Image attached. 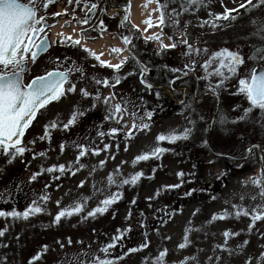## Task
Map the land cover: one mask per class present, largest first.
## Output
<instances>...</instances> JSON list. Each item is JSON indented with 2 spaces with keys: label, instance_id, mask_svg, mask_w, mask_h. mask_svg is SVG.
I'll list each match as a JSON object with an SVG mask.
<instances>
[{
  "label": "rangeland",
  "instance_id": "obj_1",
  "mask_svg": "<svg viewBox=\"0 0 264 264\" xmlns=\"http://www.w3.org/2000/svg\"><path fill=\"white\" fill-rule=\"evenodd\" d=\"M22 1L27 2V0ZM64 1L65 3H61L56 0L55 3L49 5L46 12L43 8L39 11L44 15L48 12L53 17L49 18L51 20H59L54 23L50 31V37L55 43L67 36L76 39L73 34H67L65 30L67 28L81 34L80 36L83 35V31L91 29L89 24H78V21L82 20L85 15L84 5L75 4L74 6L78 7L75 11L71 8L65 10L63 13H67L63 19L54 16L57 11L70 6L69 0ZM135 1L139 2L140 7L144 12L147 11V14L139 23L132 19H129V23L132 27L133 25L138 26L139 30L134 29L144 42L146 36L161 35L165 44L174 42L168 39L170 36L178 43V47L174 49L158 52L160 50L159 41L145 42L149 51L154 49L158 55L155 62L161 66V72H169V75L184 73L188 70L185 69V65H191L192 59L196 60L195 71H189L191 77L187 80L188 84L182 85L188 88L186 99L181 100L184 97L182 87L175 92L177 103L169 105L170 110L164 113L163 117L160 118L157 114H153L149 120L145 113L150 112L149 106L152 105L151 103H156V94L159 92L153 88L148 89L139 81L141 67L136 62L131 59L127 61L124 69L125 87L122 88L120 83L114 88L101 85L104 89L98 101L92 97H83L80 91L81 88L86 87L90 93L94 92L98 87L94 81H78L77 76L74 75L72 80L77 84L76 92L68 93L59 101L51 102L37 114L26 130L22 141L29 150L24 156L17 157L11 164L6 163L7 157L0 156V193L4 194V200H0V210L14 209L23 212L32 205L33 200L44 209L40 214L30 215L27 220L11 217L0 218V231H4V235L0 236V264H30L32 258L38 254H40V259L32 264H77V257L79 264H87L93 252H96L103 244L110 243L113 236L120 234L118 230L129 228L130 231H124V239L112 250L113 257L123 254V258L118 259L116 264H145V262L152 264V258L157 257L164 249L168 250L165 264H184V262L186 264H248L249 261L250 264H264V261L259 259L261 254H264V220L256 221L249 231L253 210H264V197L260 196V189L250 180L261 173L262 163L258 158L255 163L250 164L248 169L241 170L244 161L249 157L246 148L253 144L251 140H255L256 144L264 148V128L259 125L261 115L258 111L254 112L250 121L239 124L221 126L219 123H212L213 118L219 120L218 109L227 113L229 119H235L242 114L244 108L248 107V102L243 95L233 93L238 90V78L248 77L253 68L259 70L260 67H264V59L256 61L249 59L252 54L251 46L264 44V31H260L264 29V6L246 10L239 8L244 0H206V6L198 11L193 9L182 12L176 17L179 24L175 25L171 9L175 7L177 11H180V0H177L176 4H169L164 10L165 23L160 25V11L156 10L158 9L157 0H129L127 3L129 10ZM160 2L165 3L167 0H160ZM256 2L257 0H253V3ZM225 9H239L238 12L232 13L237 18L215 21L220 27H211L215 16L224 13ZM99 13L100 7L95 10L94 15H90L97 18ZM74 16L76 19H73ZM149 16L153 24L150 28L144 23ZM68 18L71 24L65 27L64 21ZM204 21L209 23L201 27ZM145 28H147L146 32ZM184 32L187 33L189 43L194 48L206 47L211 53L227 47L231 50H240L244 56L245 64L240 67L238 77L227 82L226 88L220 92L219 101L212 94L205 92L208 82L198 79L203 75L199 65L206 57L201 55L189 58L184 55L187 48L179 43ZM59 33H63V36L58 35ZM92 37L95 38L94 41L83 38L84 44L99 43L103 52L101 59L114 63V53L110 51L116 43L113 31H105L102 38L100 34L92 35ZM64 43L70 47L68 56H75L84 64L88 62L89 73L92 76L91 72L96 73L94 75L96 78L107 77L110 83H114L113 73L110 72L103 77L105 75L103 70L94 69L92 71L89 53L84 50L87 46L82 43L73 46L71 41ZM56 60L57 50L53 46L34 64L29 61L25 83L35 76L55 69ZM93 64L97 63L92 62ZM146 67L155 72L153 66L147 65ZM172 69L180 71L173 72ZM129 73L133 74L129 75ZM99 74L100 77H98ZM144 79H147V76ZM195 92L196 95H194ZM112 94L115 98L106 105L103 98ZM169 94L172 96L171 93ZM116 103H122V106L127 109L123 113L122 121H119L118 116L106 119L114 112L113 106ZM234 107L237 108L235 112L232 111ZM77 108L86 111V114L78 117L74 125L64 129L63 124L67 123ZM133 112L135 116L131 115ZM134 120L137 126L147 123L150 128L141 131L137 127L133 137L129 139L126 133ZM52 121H56L58 127L49 128L50 138L40 139L44 135L45 125ZM190 121H195V131L191 138L196 142L195 144L200 145L210 141L212 136L217 137L219 141L213 140L212 143L216 151L205 153L203 150L198 153L196 150L193 151L195 158H188L181 155L182 152L177 153L179 148H175L177 151L172 153L163 152L162 156L158 154L146 161L134 163V158L138 155L151 153L157 147L167 149V146L171 144L166 141L158 142V135L182 133L185 128L193 127ZM124 124L128 127H122ZM112 128H121V131L118 135L104 137L98 135L101 131L109 133ZM260 130H262L261 133ZM241 136L243 140L240 139ZM33 140L35 143H30ZM77 144L87 145L89 149L87 154L79 160L77 157L80 149L75 146ZM105 144L110 146L107 150H104ZM61 145H64L63 151ZM175 145L178 146V143ZM93 147L101 149L99 155L91 153ZM41 152L46 155L40 156ZM258 152V157L264 155V152ZM217 153L225 156H218ZM156 157L159 160H154L157 159ZM151 160L159 163V166L163 168L155 173L156 175L151 173L155 170L150 167ZM209 160L214 163L209 164ZM101 161H106V163L101 166ZM59 165H65L64 173L59 172ZM52 166H57V171H46ZM229 166H231L232 173L226 180V185L219 189L220 192L216 196L215 193L210 192L214 187L212 184L224 176ZM144 168H147L144 172L146 178L140 188L139 201L133 199V190L127 188L126 185L123 188L128 198L126 200L128 205L118 208L116 217L111 215V212L87 217V213L100 205L103 199L123 189H118L115 184H109L110 174L120 181L142 172ZM117 169L120 171L117 172ZM235 169H239L240 172ZM181 172L184 174L182 177L178 175ZM33 174H37L35 180L31 179ZM152 177L155 178L152 179ZM81 182H84L83 187H80ZM192 183L208 184L206 186L208 196L204 199L205 201L191 202L180 212L178 207L176 211H171L169 203L174 200V196L167 191L165 186L179 184L181 186L178 189L183 194L181 196L187 197L186 193H189L190 187L194 185ZM43 195L49 197L47 203L40 199ZM57 201L60 202L59 207ZM77 202L85 204L83 212L72 215L70 218L64 217L59 223L54 222V217L59 211ZM138 202L141 204L138 205ZM234 204L240 210L246 209L249 216L236 217L237 209L232 207ZM225 209L230 213L227 219L212 220L214 214L222 215ZM186 229L191 231H186ZM225 230L238 232L240 235L230 236L226 242L223 235ZM186 235L190 242L181 249L178 245L185 242ZM69 238L71 245L68 243ZM244 241L248 243L241 247ZM145 242H150L148 247L125 254L126 248H139ZM61 243L64 245L63 248H61ZM45 245H47L46 251L44 250ZM222 249H231V254Z\"/></svg>",
  "mask_w": 264,
  "mask_h": 264
},
{
  "label": "snow or ice",
  "instance_id": "obj_2",
  "mask_svg": "<svg viewBox=\"0 0 264 264\" xmlns=\"http://www.w3.org/2000/svg\"><path fill=\"white\" fill-rule=\"evenodd\" d=\"M82 0H75L77 6L81 5ZM53 3V0H27V2H22V0H0V156L7 157L6 163L11 164L15 161L17 157H23L24 154L29 150L22 141V137L25 135V130L29 128L32 121L37 117V114L40 113L42 109H45L51 102L59 101L62 97L66 96L68 93H75L77 89V84L73 82L72 77L78 74V80H84L85 70L82 66L77 65L75 62L71 66L62 65L60 63V58H57L56 64L57 67L51 71H46L44 75H39L33 78L29 83L24 82V74L28 71L29 61L35 63L38 57L44 53H47L50 48V43L47 35L43 37L40 36L41 33H45L46 28L54 27L46 23V16L39 15L41 8L47 11L50 4ZM69 3H72V0H69ZM177 0H167L165 3H161L160 0H157L158 9L160 11L159 24L163 25L165 23V9L168 8L169 4H176ZM206 6V0H180V11H177V8L173 7L171 13L173 16V23L175 25L179 24V20L176 19L182 12H188L193 9L199 10L201 7ZM260 6H264V0H257L256 3H253V0H244L240 3V9H254ZM98 8L96 2L84 3L85 9V18L78 21V24L88 25L90 20V15L95 14V10ZM239 9H225L224 13L217 14L214 18V21L211 22V27L217 28L220 27L215 21L220 20H235L237 17L232 15L233 12H238ZM127 9L125 10V15L121 21V26L125 25L128 21ZM54 15L59 16L61 13H55ZM211 15V13L209 14ZM73 19H76L75 16ZM144 23L150 28L153 27L151 17L144 21ZM208 21H204L201 24V27H204L208 24ZM65 27L69 26L67 23ZM101 32L100 38L103 36V32L106 30L103 26V21H101ZM133 28H137V25H133ZM147 31V28L144 29ZM264 31V29H260ZM58 35L63 36V33ZM122 43L125 47H113L110 49L112 53L122 54L123 52H128V56H123L118 63H112L107 60L101 59L103 52L97 54L92 50L84 47V50L88 52L95 60L99 61L100 66L107 67L112 69L114 72L119 73L122 67L127 63L131 58L137 60L135 53V46L133 41L135 39L134 35H124L121 37ZM169 40L174 42L165 44L161 35H149L145 37V42L150 40L159 41L161 51L167 49H174L178 47V43L175 42L173 37H168ZM65 41H71L72 45H81L80 39H73L72 36L64 37L60 41L63 44ZM179 43H182L186 46L187 51L184 53L185 56L192 58L193 56H205L206 59L199 65L203 71V75L198 77V79L206 80L208 83L205 88V92L212 94L216 97L217 101L220 98V92L222 89L226 88L227 82L231 81L234 77H238L239 69L245 64V58L242 55L240 50H231L227 47L221 48L219 50L209 52L205 47L203 49L199 47H193L189 43L187 38V33L184 32L179 39ZM252 54L249 56L251 60L264 59V44L253 45ZM196 60L192 59V64L185 65L184 75L187 76L189 71L194 72L196 66ZM95 67V65H93ZM148 69L146 66L140 68V74L143 75L147 72ZM173 72L180 71L179 69H172ZM133 73H129L132 75ZM91 80L97 86L103 85L104 87H115L121 82V78L117 75L115 77L114 83H110L107 77L103 79L96 78L95 76L91 77ZM175 81H171L174 83ZM142 83H145L148 89L153 87L152 84L147 83L142 80ZM81 94L85 98L92 97L94 100H100L99 87L93 96L86 87L80 89ZM234 95H243L248 102V107L244 108L242 114L238 115L235 119H229L227 113L217 110L219 113V120L217 121L213 118L212 123H219L221 126L226 124H239L242 122H248L252 119L254 112H259L262 118H264V67H260L259 70L253 68L250 75L245 78H238V90ZM159 97V93L156 94ZM115 98L114 94L110 96H105L103 102L107 105L111 100ZM95 107V105H93ZM114 112L106 119H111L119 117V121L123 120V113L127 111L126 108L122 106V103H116L114 106ZM236 107L232 108V111L235 112ZM86 111L80 110L77 108L73 113L71 118L67 123L63 124L64 129H68L69 126L74 125L78 117L84 116ZM132 116L136 114L131 113ZM153 113L147 112L145 116L147 119L152 118ZM118 121V122H119ZM193 127L185 128L182 133H171L169 135L160 134L157 137L158 142H168L169 144H175L180 140H188L191 138L192 133L195 131V121H190ZM58 123L52 121L50 124L45 125L44 135L40 139L50 138L49 137V128L56 129ZM122 127L127 128L126 124ZM139 127V130H147L150 128V125L147 123H141L139 126L133 121L131 128L127 131L126 135L129 139L133 137L134 132ZM261 127L264 128V123L261 124ZM121 131V128H112L109 133L101 131L98 135L104 137L106 135H118ZM243 140V136L240 137ZM30 143L34 144L35 141ZM207 142H205L206 144ZM79 151V156L83 157L89 151L87 145L77 144L75 145ZM110 146L108 144L104 145V150H107ZM118 147V146H117ZM61 150H64V145H61ZM127 151V148L125 149ZM101 149L93 147L91 153L93 155H99ZM167 151V149L157 147L151 153H146L143 155H138L134 158V163L138 161H146L154 156H157L160 153ZM254 151L264 152V148H261V145L253 143L250 147L246 148V152L249 156ZM40 156H45L44 152L39 153ZM218 156L223 155L222 153H217ZM259 160L262 163L261 173L255 177L250 178L251 183L260 189V196L264 197V155H260ZM114 159V157H113ZM106 161H101L100 164L103 166ZM209 164L214 163V161L209 160ZM58 170L60 173H64L65 165H59ZM48 172L57 171V166H52L46 169ZM117 172L120 170L117 169ZM74 174V173H73ZM37 174H33L31 179L35 180ZM143 172H138L133 174L130 178H124L120 181H117L113 175H109L108 180L109 184H115V186L120 189L124 186H135L139 180L143 178ZM179 176L184 174L178 173ZM84 182H81L80 187H83ZM181 185H171L165 186L166 188H177ZM194 191V190H193ZM192 193H186V195H191ZM122 198V193L117 191L111 196L106 197L100 202L95 209L87 213V217H95L97 214H104L108 211L109 207L117 203L118 200ZM255 197H253L254 199ZM45 203H47L49 197L43 195L40 197ZM85 200L87 198H84ZM151 199V198H149ZM215 199V197H213ZM0 200H4V194L0 193ZM59 201H57V206L59 207ZM135 203V201H133ZM85 204L82 202H77L69 208L59 211L54 217V222L59 223L64 217H71L72 215L80 214L83 212ZM234 209H237L235 216L239 217L241 215L249 216V212L244 209L240 210L237 205H232ZM259 207V206H258ZM44 211L41 206L37 205V202L33 200L32 205L27 207L23 212L18 210H0V218L11 217L13 219H24L27 220L30 215L40 214ZM251 215L252 223L249 225V231L254 227L256 221L264 220V210L254 209ZM230 213L227 209L224 210L222 215L214 214L212 220L216 219H227ZM131 218V214H129ZM119 235L113 236L110 243H105L99 247L96 252H93L91 257L88 259L87 264H116L118 259L123 258V254L119 257L112 256V250L117 247V244L124 239V231H130V228L127 230H118ZM186 231H191L187 230ZM4 235V231H0V236ZM224 237L227 238L230 236H238V232H230L225 230L223 233ZM170 239V237H169ZM184 243L178 245L179 248H185L189 241L188 236L184 237ZM59 243V242H58ZM71 245V239L68 241ZM150 242H145L139 248L128 249V252H136L143 250L149 246ZM248 241H244V244L241 246H246ZM64 245L61 243V248ZM220 247V246H218ZM44 250H47V245L44 246ZM226 250L231 254V249H222ZM167 249L159 252L157 257L152 258V264H165V259L167 256ZM87 255V254H85ZM40 254L32 258V262L39 260ZM195 259V258H193ZM261 261H264V254H261L259 257ZM77 264H79L78 257L76 258ZM147 264V262H145ZM186 264V262H184ZM250 264V261L248 262Z\"/></svg>",
  "mask_w": 264,
  "mask_h": 264
},
{
  "label": "trees",
  "instance_id": "obj_3",
  "mask_svg": "<svg viewBox=\"0 0 264 264\" xmlns=\"http://www.w3.org/2000/svg\"><path fill=\"white\" fill-rule=\"evenodd\" d=\"M128 1V0H127ZM127 1L125 3V8L127 9ZM127 28L130 31H134L133 29L129 28V23L127 22ZM127 35H130V32L127 33ZM134 46H135V53L137 55V58L140 60V63L144 66H153L154 70H155V75L154 77H149L148 80L150 81V83H152L154 86L152 87L153 89H155L156 91L159 92V97H156V103H151L152 105L149 106L150 108V112H152L154 115H158L160 118L163 117L164 113L168 112V110H170L169 105H171L172 103H175V99H177V95H175V99H173L172 96H170L169 92L167 91V89L170 88L171 86V81H173L176 77H179L178 79H175V82L173 83L174 86H181V85H187L188 82V78L191 77L190 73L185 76L184 73H180L178 75L174 74V75H169V72L167 73L166 71H162L161 72V66L157 65V62H155V60L157 61L156 57L158 56L155 52L154 49H152L151 51H149L147 43H145L138 35H136L135 37V41H134ZM139 63L140 67H142V65ZM162 74L164 76H162ZM162 76V78H161ZM182 77V78H181ZM133 89V88H132ZM184 93V91H183ZM172 106V105H171ZM264 123V118H260L259 121V125L261 127V124ZM262 128V127H261ZM259 132V131H258ZM262 132V130H260V133ZM192 138V136H191ZM188 139V140H180L177 141L176 143H178V146H176L175 144H171V146H167V151L165 152H170L172 153L173 151H175L176 149L179 148V151H177V153L182 152L181 155H184L188 158H195L193 151H198L202 152L203 150L205 151V153H208L209 151H216L215 147H213V140L215 141H219V138L217 137H210V141L208 140L207 143H202L200 145H196L195 141H193L192 139ZM252 143H256L255 140H251ZM224 143V142H223ZM176 148V149H175ZM213 149V150H212ZM163 153H160V155L162 156ZM243 154V153H242ZM241 154V156H242ZM244 155V154H243ZM258 155L259 152L255 151L253 155L249 156L245 161H244V166L241 167V170L244 171L246 169L249 168L250 164L255 163V161L258 160ZM225 156V155H223ZM157 158V157H156ZM154 160H159V158L154 159ZM196 160V159H195ZM145 167V166H144ZM150 167L155 168L154 171H151V173L153 175H156L155 173H157L159 170H162V166H159V163H155L153 160L150 161ZM159 169H157V168ZM147 168L143 169V178L141 180H139L137 182V184L133 187V186H128L127 188H131L133 190V199L136 201L140 200V188L142 187V183L145 180V173ZM237 172H240L239 169H235ZM231 166L227 167V171L224 174V176L219 179L218 181L214 182L212 185L214 187H212V189L210 190V192H213L216 194V196H218V192H220L219 189H222L225 185H226V180H228L231 172ZM155 177H152V179H154ZM150 179V180H152ZM194 185H192L190 187V192L192 193L191 195H186L187 197H182L181 195V191H179L180 189L177 188H167L168 192H170V194L172 196H174V200L170 201L169 203V208L171 211H176L177 207L180 210H183L187 204L191 203V202H202L205 201L204 199L206 198V196H208V189H207V185L206 183H192ZM211 185V184H210ZM188 186V185H187ZM194 190V191H193ZM219 190V191H218ZM122 193V198H120L118 200L117 203L112 204L108 211L111 212V215H113L114 217L117 216V209L121 208L122 206H126L128 205V202L126 200H128V198L126 197V192L124 190V188L121 190H119ZM167 192V195H168ZM127 198V199H126ZM217 198V197H216ZM141 202H138V205H140ZM129 248H126V252L125 254H129L128 252Z\"/></svg>",
  "mask_w": 264,
  "mask_h": 264
},
{
  "label": "flooded vegetation",
  "instance_id": "obj_4",
  "mask_svg": "<svg viewBox=\"0 0 264 264\" xmlns=\"http://www.w3.org/2000/svg\"><path fill=\"white\" fill-rule=\"evenodd\" d=\"M55 1L56 0H53V3H55ZM59 1H61V0H59ZM62 1H63V3H65L64 0H62ZM126 1L127 0H82L81 5H84V3H86V2L87 3L96 2L98 4V8L100 7V13H99V16L97 18H93L89 14L90 15L89 25L91 26V29L89 28L87 31H83V33H82L83 35L81 37L82 38H89V39H92V41H94L95 38H93L92 35L95 36V35H99L100 34V32H101L100 25H101V21H103V26L106 29L105 31L112 30L113 33H114V42L116 41L114 47H121V48L125 47L123 45V43H122L121 37L124 36V35H127L128 32H130V34L134 35L135 37L137 35V33L135 31L128 30L127 24L121 26V21L123 19V16L125 15V10H126L125 3H126ZM75 4H76L75 0H73L72 3L70 4V6L67 9L63 8V10L57 11L56 13H61V15H59L57 17H60V19H63L65 17L66 13H67V12L66 13H63V12L65 10H70V8L73 9V11L77 10L78 7H75L74 6ZM72 5L74 7H71ZM49 18H53V17H46V22L49 23L50 25H54V23L58 22V20H51ZM84 18H85V15H84L83 19ZM66 23L70 26L71 23H70L69 18L64 21V25ZM69 26H67V27H69ZM52 29H53V27L47 28L45 33L42 36H44L46 34L51 39L50 31ZM86 32H87V34H86ZM134 41H135V39H134ZM134 41H133V43H134ZM53 46H54L55 50H57V58H60V63L62 65L71 66L73 64V62H75L77 65L82 66L84 68V70H85V76H86V78L84 80H82V81L90 82L91 77H93L96 73L91 72L93 74V76L89 73V70H90L89 68L90 67H88V62H86V64H84L83 61H79L77 59V57L71 56V55L68 56V53H69L68 49L70 47L68 45H65V43H63V44H61L60 42L55 43L54 39H53L50 50L52 49ZM125 53L126 52H123L122 54L114 53V57L117 59V62H119V60L121 58H123V56H126ZM89 58L91 60L90 64L92 66L91 67L92 71L94 69H98V70L101 69V71L103 70L105 72V75L103 77H105L110 72L114 74L113 75L114 78L118 75L121 78L120 86L122 85V88L125 87V83H126V73H125V70H124L125 69V65L122 67V69L119 71V73H116L112 69L100 66L99 61L95 60L90 54H89ZM132 61H134L136 63L137 62L139 63L140 60L137 58V60H133L132 59ZM92 62H96L98 65L97 64L96 65L93 64V65H95V67H93ZM142 66H144V65H142ZM147 75H148L147 72H145L143 75L140 74L139 81L142 83V80H144L147 83H149L146 79H144V77L147 76ZM153 75H154V73L152 75H150V77H152ZM76 76H77V79H78V74ZM100 76L101 75L99 74L98 77H100ZM78 81H80V80H78ZM142 84L146 87L145 83H142ZM90 85H92V84H90ZM98 87H99V92L101 93L104 88L101 87V85L98 86ZM182 87H183L182 85L179 86V87H176V86H174V84H171L170 88L167 89V91L169 93H171V95L173 96V99H175V94H176L175 92L178 89H181ZM183 89H184V94H183L184 97H182L181 100L184 101L186 99L187 95H188L187 94L188 88L186 86H184ZM192 89H193V86H192ZM96 91H97V89L94 92H92V93L95 94ZM194 95H196V92H195ZM174 102L177 103L176 99H175Z\"/></svg>",
  "mask_w": 264,
  "mask_h": 264
},
{
  "label": "bare ground",
  "instance_id": "obj_5",
  "mask_svg": "<svg viewBox=\"0 0 264 264\" xmlns=\"http://www.w3.org/2000/svg\"><path fill=\"white\" fill-rule=\"evenodd\" d=\"M147 14V11H143L142 8L140 7L139 5V2L135 1L131 4V7H130V18L136 22V23H139L140 20H142L144 18V16ZM67 34H73V36L76 38V39H80L81 40V43L84 45V46H87L90 50L96 52L97 54L101 53V47L99 46V43L95 42V43H87V44H84L85 41L84 39L78 35V33H75V32H72L71 29H65Z\"/></svg>",
  "mask_w": 264,
  "mask_h": 264
},
{
  "label": "water",
  "instance_id": "obj_6",
  "mask_svg": "<svg viewBox=\"0 0 264 264\" xmlns=\"http://www.w3.org/2000/svg\"><path fill=\"white\" fill-rule=\"evenodd\" d=\"M22 2H23V1H22ZM47 24H48V23H47ZM45 30H46V29H45ZM41 35H42V33L40 34V36H41ZM48 40H49V38H48ZM49 43H50V41H49ZM49 49H50V48H49ZM44 54H45V53H44ZM42 55H43V54H42ZM40 56H41V55H40ZM40 56H39V57H40ZM39 57H38V58H39ZM152 74H153V72H152ZM43 75H44V74H43ZM34 78H35V77H34ZM32 79H33V78H32ZM32 79H31V80H32ZM31 80H30V81H31ZM21 139H22V138H21Z\"/></svg>",
  "mask_w": 264,
  "mask_h": 264
}]
</instances>
